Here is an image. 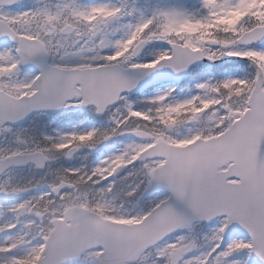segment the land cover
Wrapping results in <instances>:
<instances>
[{"label": "snow or ice", "instance_id": "6c2138e0", "mask_svg": "<svg viewBox=\"0 0 264 264\" xmlns=\"http://www.w3.org/2000/svg\"><path fill=\"white\" fill-rule=\"evenodd\" d=\"M0 264H264V0H0Z\"/></svg>", "mask_w": 264, "mask_h": 264}]
</instances>
